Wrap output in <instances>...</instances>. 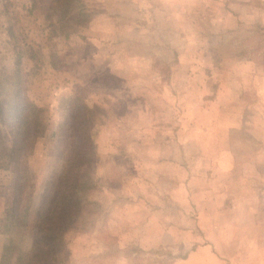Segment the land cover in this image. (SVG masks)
I'll return each mask as SVG.
<instances>
[{
	"label": "rangeland",
	"instance_id": "1",
	"mask_svg": "<svg viewBox=\"0 0 264 264\" xmlns=\"http://www.w3.org/2000/svg\"><path fill=\"white\" fill-rule=\"evenodd\" d=\"M80 1L0 0V125L37 127L0 157V261L81 150L60 264H264V0Z\"/></svg>",
	"mask_w": 264,
	"mask_h": 264
},
{
	"label": "trees",
	"instance_id": "2",
	"mask_svg": "<svg viewBox=\"0 0 264 264\" xmlns=\"http://www.w3.org/2000/svg\"><path fill=\"white\" fill-rule=\"evenodd\" d=\"M52 1H54V5L61 8L58 12L60 14L67 13L76 6H81L80 0ZM214 97H217L216 92L208 96L204 95L202 99L211 101ZM30 113L27 108L20 107L15 111L12 120L8 122V129L4 125H0L3 132L2 136L0 132V157L6 151L13 150L14 146L22 149L27 145L26 143L29 142L30 144L37 132L36 123L29 116ZM136 113H128L126 120H124L125 124L134 126L138 124L140 121L137 122L139 116ZM84 166L85 160L81 150L73 153L68 159L66 168L57 177L51 194L42 198L35 213L32 245L29 253L24 260L16 261L14 264L61 263V255L65 249L64 235L77 222L81 207L85 202L84 192L90 186L88 180L90 182L91 177L83 171ZM17 190H20V186L17 187ZM13 211L14 208H7L6 220L8 217L12 218ZM0 264L9 263L3 258Z\"/></svg>",
	"mask_w": 264,
	"mask_h": 264
},
{
	"label": "crops",
	"instance_id": "3",
	"mask_svg": "<svg viewBox=\"0 0 264 264\" xmlns=\"http://www.w3.org/2000/svg\"><path fill=\"white\" fill-rule=\"evenodd\" d=\"M182 84L184 85V82H182ZM159 112H161V111H159ZM160 114V113H159ZM169 114V113H168ZM162 124H166V123H168L167 122V117H165V119H164V121H162L161 122ZM143 126H147L146 124L145 125H141V124H137V127L136 128H134V130H137L138 132H142L141 130H140V128H142ZM101 152H103L102 150H101ZM185 159V158H184ZM167 163V162H166ZM182 166V165H181ZM190 165H186V163H184V165L181 167L182 169H183V171L184 172H187V170H188V167H189Z\"/></svg>",
	"mask_w": 264,
	"mask_h": 264
}]
</instances>
